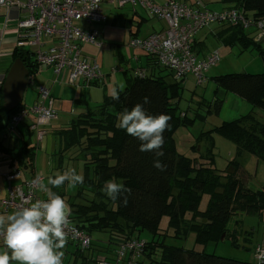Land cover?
<instances>
[{"label":"trees","instance_id":"1","mask_svg":"<svg viewBox=\"0 0 264 264\" xmlns=\"http://www.w3.org/2000/svg\"><path fill=\"white\" fill-rule=\"evenodd\" d=\"M235 2L236 10L246 17L255 21L264 20V0ZM222 26L225 28L217 34L218 42L226 46L239 43L243 50L251 47L264 60V43L256 42L255 35L246 34L241 26ZM33 58V53L28 49L16 47L13 52V61L20 59L31 77L38 68ZM146 58L149 65L160 68L153 60ZM213 81L217 89L237 95L264 113V73H233L216 77ZM181 91V81L175 82L172 79V82H168L161 72L142 78L132 76L127 80L126 89L118 93L119 100L105 97L101 104L92 108L84 105L85 112L76 115L67 125L52 129L50 133L57 147L54 153L56 170L64 174V171L67 172L64 163L70 162L83 182L75 186L76 193L73 195L65 192V186L71 184L68 181L60 188L49 185L50 193L64 199L70 219L79 230L91 236L93 243L86 252L88 255L96 250L93 234L108 235L107 246L99 249L106 254L112 245L114 252L120 243L138 238V234L145 231L152 236V240L145 241L140 264H264L254 258L252 262H241L197 252L194 248L166 245L164 240H156L159 236V220L167 216L173 238L184 239L193 235L195 245L201 246L218 242L223 237V240L232 239L233 245L237 246L232 234L234 230L229 228L234 216L238 213L262 215L264 212V191L243 189L235 180L234 173L227 171L228 167L218 171L212 165V158L204 160L197 156L194 153L196 146H192L193 155L190 157L177 152L173 133L180 127H188L193 121L185 114L181 116L182 112L176 102ZM144 97L149 98V103L144 105L149 114L163 113L170 117L169 127L163 134L165 142L162 157H156L154 152L140 151V142L117 127L118 116L125 109L142 103ZM83 103H87L85 99ZM221 104L222 101L216 98V113ZM21 107L7 112L0 104V132H8L11 116ZM213 132L233 142L237 155L247 153L264 162V123L252 113L219 125L213 128ZM202 138H209L212 154V139L202 135L196 139L197 142ZM5 151L12 166L34 170L35 148L29 147L28 142ZM156 159L163 164V170L154 167ZM229 166L233 167V163ZM110 180L123 183L130 192L116 200L109 199L102 189ZM204 195L207 196V202L201 211L200 202ZM124 199H127V204L123 203ZM235 224L238 225L239 221ZM74 253L75 258L94 264L89 262L85 253L78 250Z\"/></svg>","mask_w":264,"mask_h":264},{"label":"built area","instance_id":"2","mask_svg":"<svg viewBox=\"0 0 264 264\" xmlns=\"http://www.w3.org/2000/svg\"><path fill=\"white\" fill-rule=\"evenodd\" d=\"M104 3L119 9L130 6L135 11L139 8L147 18L165 24L161 32L141 39L132 37L128 47L168 70L175 82L183 81L190 75L197 85H202L206 81L205 72L219 61L217 52L199 59L193 51L195 37L211 24L241 26L244 30L252 28L257 33L255 41L264 42V20L255 21L236 9L210 12L200 0L189 5L172 0L163 5L155 4L153 0H0V9L6 13L16 9L21 14L22 18L17 22L16 46L30 50L38 67L53 69L56 78L63 76L71 85L79 82L98 85L105 77L101 65L96 60L84 58L81 46L87 44L101 48L97 26L108 22L102 8ZM117 71L120 70L112 68L110 72ZM133 77L142 78L145 74L137 69ZM36 92V102L29 108L21 107L11 116L9 125L12 129L33 116L35 122L29 125V130L35 132L37 141H41L46 133L39 130V124L56 119L57 113L50 91L38 86ZM23 174L21 169H16L3 175L7 196L0 198V213L9 214L35 201L47 200L40 195L44 194L39 188L43 177L33 172L23 180ZM67 210L68 223L63 229L66 243L60 251L74 247L84 254L91 249L93 240L78 229L70 219L68 207ZM3 227L0 226L1 241ZM145 247V241L129 239L117 246L111 259L98 258L95 264H140ZM254 259L264 262L263 244L257 245Z\"/></svg>","mask_w":264,"mask_h":264},{"label":"rangeland","instance_id":"3","mask_svg":"<svg viewBox=\"0 0 264 264\" xmlns=\"http://www.w3.org/2000/svg\"><path fill=\"white\" fill-rule=\"evenodd\" d=\"M104 13L108 16V10H120L118 7L109 5V7H105L102 5ZM127 9L118 12L120 14H125L126 16L129 13H126ZM213 11V10H211ZM105 15V16H106ZM130 17V16H129ZM146 22L141 26L140 36H143L145 31L148 29V26H152L155 23V20L149 19L145 16ZM214 24H212L213 26ZM254 29L249 28L245 30L246 34L257 35V33L253 32ZM120 39L123 37L124 44L121 48L122 54H124L125 62L129 60L128 65L120 64V66L124 69H128V73L131 72V69L134 70L136 66V62H133L134 56L136 55L135 51L128 47L127 40L130 37V34L126 30H120ZM253 32V34H252ZM143 38V37H142ZM204 42V50H206L205 56H208L211 53H218L219 61L212 67H210L204 74L206 81L202 85H197L196 80L193 76H186L183 81H181L182 91L180 93L179 99L176 101L179 110L182 112L181 116L186 115V117L190 120H193L188 127H180L178 128L172 135L174 146L177 149V152L186 156H192V146H196L194 149V153L203 158L204 160H210L212 158V165L218 171H224L227 167V171L229 173H234L235 180L242 185L243 189L250 190L253 192L264 191V162L257 160L254 156L249 155L247 153L241 152L237 155L236 147L233 142L226 139L225 137L215 134L213 132V128L218 127L224 123H229L234 121L242 116H246L252 113L256 118L264 123V113L259 109H254L248 102L241 99L237 95L233 93L224 92V96H219L216 93L217 87L213 81L216 77L225 76L233 73H244V74H261L264 73V60L258 55L257 51L253 50L251 47L248 49H244L241 47L239 43L234 44L232 46H226L223 43L218 42L213 37H208L203 40ZM264 43V42H261ZM102 45L104 46V42L102 41ZM84 51L94 53V55L102 54L104 59H107L109 47L104 48V50L84 44L81 46ZM209 53V54H208ZM98 57V56H97ZM137 57V56H136ZM128 63V62H127ZM110 68L118 65L116 59H112L109 62ZM134 67V68H133ZM162 70L161 75L165 76L168 82H172V77L168 70L159 68ZM158 70V69H157ZM103 72V71H102ZM111 78L115 76V74H109ZM123 77V75L120 73ZM128 76V74L126 73ZM121 77V78H122ZM124 81V78H122ZM102 84L90 85L87 89L89 95H93V97H99L102 95V91L98 89H102ZM32 86H27V90L24 93V99L22 101L21 106L23 107H31L34 103L31 101V89ZM36 91L37 87H33ZM221 90V89H219ZM111 92L116 93L115 88L112 87ZM113 93V94H114ZM104 94V91H103ZM218 96V97H217ZM216 98L222 100L221 108L218 113L215 112L214 101ZM256 113V114H254ZM27 120V119H26ZM21 126V124H20ZM49 127V126H48ZM202 135H208L212 139V154H211V144L209 143V138H202L201 141H198L199 137ZM51 144H46L47 138L44 137L43 141L35 142V135H31L32 144L36 145L35 149V173L41 175L43 177V183L47 184V179L49 176H55L57 174H61L60 170H56V165L54 162V153L57 149L55 138L52 136ZM201 162V161H200ZM233 163V167L229 166L230 163ZM234 164L236 167H234ZM74 167V166H73ZM72 164L70 162L64 163V168L67 172H70L73 169ZM195 168H199L195 166ZM24 176V174H23ZM49 187V185H48ZM262 187V188H257ZM2 188V184L0 183V190ZM50 189V187H49ZM65 192L67 194H75L76 188L72 186V184H68L65 186ZM6 195V194H5ZM40 195L48 196L49 193L44 192V194L40 193ZM76 202H79L77 200ZM207 196L204 195L201 202L199 210H204L206 207ZM67 206V205H66ZM68 207V206H67ZM12 213V212H10ZM236 221H239V224H235ZM229 228L234 230L232 233L235 238L234 241L237 246H234L232 243V239H225L218 242H209L204 245H195L193 235H189L184 239H176L173 238L174 235L172 230L169 228V218L167 216L161 217L158 224V234L156 240H164L166 245H171L175 247H183L185 249H196L197 252H204L205 254H213L218 257H224L236 261L241 262H252L254 258V248L257 244L264 245V212L262 215H246L239 214L234 216L232 221L229 223ZM95 240V248L96 251L93 254L92 261H96L98 258L107 257L106 254L101 253L99 251L100 247H103L100 240H106L108 235L106 233H96L92 235ZM138 238L143 241H151L152 236L147 232H141L138 234ZM114 247L113 245L111 246ZM98 250V251H97ZM72 257L76 251L74 247H71L69 250ZM100 252V253H99ZM70 253H64L62 257V264L66 263V259ZM88 255V253H85ZM92 256V255H91ZM67 257V258H65ZM92 263V262H91ZM78 264H88L81 258H78Z\"/></svg>","mask_w":264,"mask_h":264},{"label":"crops","instance_id":"4","mask_svg":"<svg viewBox=\"0 0 264 264\" xmlns=\"http://www.w3.org/2000/svg\"><path fill=\"white\" fill-rule=\"evenodd\" d=\"M167 1L169 0H153V2L157 5H163ZM172 1L189 5V4H193L195 0H172ZM200 1L203 3L204 7L210 12L219 13L229 9H237L235 0H200ZM105 7H109V5L104 3V10ZM108 9L106 10L108 16L105 14L108 22L106 24L97 26V29L99 30V39H100L99 41L101 42V48H99L100 51L101 49L104 50V48L107 47H109L108 50L111 51V53L108 52L109 55H107V59H104L102 54L100 55H94V53L90 54V52L88 53L84 51L82 47V56L84 58L88 60H96L101 65L105 77L101 82L102 84L101 86H103L102 89H98V90L102 91V95H99V97L96 96L93 97V95H89L87 89L92 84L86 85L85 83L79 82L77 84L71 85L67 82L65 78H63V76L56 78L53 74V69L51 68L38 67L37 71L31 77L32 84L30 86L34 85L33 87L35 88L38 86L46 87L50 91V94L54 99V109L57 113L56 119L50 121L49 123L41 122L39 124V130L45 131L46 133L45 136L47 138L46 144H51L52 139L50 138L51 137L50 132L52 129H56L64 125H67L76 115L85 112L86 106L92 108L93 106H97L101 104L105 97H113L114 92L110 93L112 87L115 88L116 91L115 94L124 91L127 87V80L129 79V77L133 76L135 70L137 69L141 70L142 72H144L145 76L150 74L157 75L159 72H162L161 69L154 68L151 65H149V62L147 61V58L144 54L134 50L136 55L134 56V59H132V61L136 62V66L134 70L131 69V72L128 73V69H124L120 66V64H124V63L126 65L130 64L129 60L127 61L128 63L125 62L126 59L124 57V54H122L121 52L122 46L126 44L124 43V39H123L124 36L121 39L117 36H120L121 33L120 30H126L130 34V37L128 38L129 40H127L129 42L132 37L141 39L142 37L145 38L152 33L163 31L165 28V24L161 21H155V23H153L152 26H148V29L145 31L143 36H140L141 26L142 24H144V22H146L145 14L141 9L136 8L135 11H133L130 6H125L120 10H115V11ZM125 9H127L126 13H129L128 16H126L125 14L118 15L119 14L118 12H121L122 10ZM21 18H22L21 14L16 9L9 10V12L7 13L5 12V10L0 9V89L5 80L7 72L10 69V66L13 63V52L17 47L16 44L18 41L17 22ZM223 28L225 27L215 23L213 26L211 24L197 34V36L194 39V47H195L194 53L196 54L197 58L204 59L206 57L205 55H207L206 50H204L203 40L208 37H213L215 40H217L218 38L217 34L220 33ZM102 41L105 44L104 46L102 45ZM113 58L116 59L118 65L110 68L109 62ZM112 68H117L120 71L111 73L110 71ZM106 73L115 74V76L111 78L109 75H106ZM120 73L123 75V77L119 75ZM126 73L128 74V76L126 75ZM168 73L170 72L168 71ZM121 77L124 78V81L122 80ZM33 87L31 89V101L35 103L37 100V92ZM26 90L27 89H25V91ZM217 93L219 96L221 95L224 96V92H222V90L218 89ZM84 99L87 102L85 104L83 103ZM78 100L80 101L82 100V101L80 103H77ZM34 122H35V118L33 116H30L28 117L27 120H25L21 124V126L18 125L12 129L9 128L7 133L0 132V183L2 184V188L0 190V198H4L7 196V186L5 184V181L3 180V175L11 173L12 170L21 169L24 172V176L22 177V179L26 180L31 176L33 172H35V161H34V170L32 171L25 170L17 166H12L10 157L5 151V150H12L14 148L21 147L26 142L29 143V147L35 148L38 142L43 141V140L37 141L35 132L29 130V125ZM33 134L35 135L36 138L35 139V142H37L36 145L32 144L31 141V135ZM258 188H262V187H257L255 189L258 190ZM7 215L8 214L0 213V218L6 221ZM1 225L2 224H0V226ZM107 240L108 239L101 241L102 244L104 245L103 248L107 246L106 245ZM70 249L71 247H67L66 250L63 252L68 254L70 253L69 251ZM112 249L113 248L110 247L109 253L108 252L106 253L107 257L105 256V259L107 260L111 259L113 254ZM4 250L5 249L3 247V241L0 240V252ZM95 251L96 250H93V253L91 254L92 256L91 255L87 256L89 262H92L94 264L95 261H92L91 259ZM66 256H68V258L65 257L67 258L66 263L78 264V258L72 257L71 253Z\"/></svg>","mask_w":264,"mask_h":264},{"label":"clouds","instance_id":"5","mask_svg":"<svg viewBox=\"0 0 264 264\" xmlns=\"http://www.w3.org/2000/svg\"><path fill=\"white\" fill-rule=\"evenodd\" d=\"M113 99L119 100V95L114 93ZM148 103L149 98L144 97L142 103L125 109L118 116L117 127L140 142V151L154 152L156 157H162L163 134L169 127L170 117L163 113L149 114L144 107ZM154 167L163 170L164 166L156 159ZM65 181L76 186L83 182V178L74 169L71 174L49 176L47 184L38 182L40 190L49 193L47 200L35 201L8 214L6 221L0 218V224L4 225L2 237L5 249L0 252V264H62L63 252L60 249L66 243L63 229L68 223V210L64 199L51 194L48 185L60 188ZM102 191L109 199L116 200L130 189L123 183L110 180ZM123 203L127 204V199Z\"/></svg>","mask_w":264,"mask_h":264},{"label":"water","instance_id":"6","mask_svg":"<svg viewBox=\"0 0 264 264\" xmlns=\"http://www.w3.org/2000/svg\"><path fill=\"white\" fill-rule=\"evenodd\" d=\"M32 84L31 75L20 59H15L1 87L0 104L7 112L17 110L23 101L27 86ZM69 209V208H68ZM223 237L221 238V241Z\"/></svg>","mask_w":264,"mask_h":264}]
</instances>
